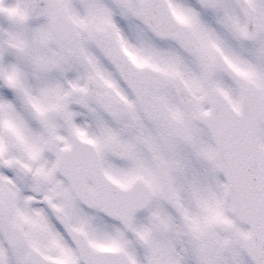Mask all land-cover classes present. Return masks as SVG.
<instances>
[{
    "label": "snow or ice",
    "instance_id": "obj_1",
    "mask_svg": "<svg viewBox=\"0 0 264 264\" xmlns=\"http://www.w3.org/2000/svg\"><path fill=\"white\" fill-rule=\"evenodd\" d=\"M0 264H264V0H0Z\"/></svg>",
    "mask_w": 264,
    "mask_h": 264
}]
</instances>
